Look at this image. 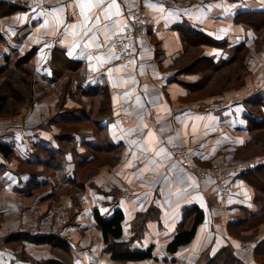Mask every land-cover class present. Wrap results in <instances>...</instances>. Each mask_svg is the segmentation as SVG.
<instances>
[{
	"label": "crops",
	"instance_id": "1",
	"mask_svg": "<svg viewBox=\"0 0 264 264\" xmlns=\"http://www.w3.org/2000/svg\"><path fill=\"white\" fill-rule=\"evenodd\" d=\"M53 1L60 2L55 5L29 2L19 8L16 3L0 0L7 2L6 8L8 3L15 4L14 10L7 11L5 7L0 10V47L6 42L16 49L18 41L32 37L29 42L32 44L25 46L24 51L33 46L37 48L35 73L42 82L59 87L65 85L67 78L72 81L62 92L78 95V99L73 100L75 106L66 110L72 120L64 122L80 127L64 133L49 128L40 132L14 131L0 135V143L9 145L28 164L42 158L43 150L53 151L52 163L56 164L62 183L43 175V178L36 176L37 185L51 180L50 185L57 182L62 187L70 181L73 184L84 181L77 188L83 190L84 183H88L87 196L83 198L90 202V208L83 209L75 223L63 229L69 236L67 242L75 264H169L181 259L188 260L189 264H204L207 256H214L225 246H230L246 264H264L256 260V249L264 251V221L259 227L252 224L257 212L264 208V194H260L254 182L257 177L263 178L264 170L256 165L250 174L230 177L232 188L228 197L221 195L214 179L201 175L208 164L229 160L224 153L227 145L231 149L228 158H236V153L241 158L238 147L246 137L241 141V136L233 135V143L237 145L233 148L229 140L224 139L223 124L240 132L247 130V120L263 121V118L246 110L242 101H212L209 107L198 109L200 103L193 102L189 93L194 82L190 80L189 85H183L180 80L186 83L187 72L177 75V69H170L176 66L172 62L187 55L197 42L201 49L211 48L207 50L210 54L205 51L204 55L210 70L218 71L227 66L233 56L221 49L238 51L244 46L245 40L236 28L240 25L238 17L264 14V0H259L260 4L255 0H176L177 3L170 4L164 0H140L147 14L150 35H144L133 47L132 67L117 57V40L130 25V13L138 5L137 0H116V6H111L109 0L104 11L93 8L88 12L87 27L79 7L80 0ZM54 7L60 11H53ZM104 12L110 18L107 21ZM6 53L3 60L7 61L8 50ZM56 57L58 61L54 64ZM169 61L171 63L167 64ZM3 66L1 63L0 68ZM61 66L68 68H62L67 73L57 77ZM104 99L106 102L100 103ZM65 142H72L70 147L74 153L87 156L85 160L79 157L78 164L90 161L91 167L100 160L99 153L112 157L98 167L96 164L88 178L78 181L74 175L73 152L66 148ZM186 148L191 150L193 159L181 163L179 152ZM7 161L8 158L0 153V187L9 193L24 191L22 174L16 176L15 170L6 167ZM66 165H71L70 171ZM30 178L24 180L25 184ZM195 207L204 213V220L198 225L194 238L177 252L168 251L167 245L188 211ZM95 209H100L103 213L100 214L106 218L117 209L123 211V235L115 239L119 242L130 239L137 216L147 213L143 232L131 243V249L144 250L152 246L153 257L114 261L104 246L93 215ZM85 218L88 224L81 220ZM191 221L192 216L186 222L190 224ZM243 227L241 232L246 240L236 235ZM23 244L24 250L36 260L53 255L48 247L35 252L39 244L31 241H23ZM3 250L0 249V264H31Z\"/></svg>",
	"mask_w": 264,
	"mask_h": 264
},
{
	"label": "rangeland",
	"instance_id": "2",
	"mask_svg": "<svg viewBox=\"0 0 264 264\" xmlns=\"http://www.w3.org/2000/svg\"><path fill=\"white\" fill-rule=\"evenodd\" d=\"M5 1V0H4ZM10 2L16 3L17 5H24L29 2H41L48 4H56L60 1L53 0H8ZM78 2V0H73ZM135 0H132L134 2ZM138 5L130 13V25H128L123 32L120 34V38L117 40V48L119 51L117 57L122 59V50L120 46H127L126 42L131 38L128 35V32H133L137 29L136 22L145 21L148 24L147 14L142 10V4L140 0ZM168 4L169 2L177 3L176 0H164ZM179 1V0H178ZM191 2H198L199 0H190ZM258 4L259 0H255ZM141 4V5H140ZM79 15V14H77ZM238 26L236 28L239 30L241 38L245 41L242 42L244 47L240 50H228L226 51L223 47V53L232 55L231 62L219 69L218 71H213L209 69V63L207 58L204 57L207 53V50L211 49L208 47H198L199 42L195 43L196 45L193 48H189L187 55H183L178 61L172 62L176 66H172L170 69H177L176 74L178 75L181 72H187L186 83L184 80H180L183 85H189L188 82L192 80L194 84L187 90H190L192 101L200 103L198 109H204L209 107V103L214 101L217 103L225 102L227 100L236 102L242 101V105L246 107V110H250L252 113H255L257 117L264 119V14L262 15H244L240 16L237 19ZM149 30V29H148ZM147 30L146 36L150 35V32ZM137 34V30L136 33ZM145 36H141L138 39L131 41L132 46L134 47L136 42ZM32 41V37H27L25 40L18 41V48L12 49L10 46H7V43L1 44L0 47V64L4 63L2 68H8V71L13 70L16 67V62L18 58H24L29 50L24 51L25 46L31 45L29 42ZM209 43L214 44V42L209 41ZM123 44V45H122ZM9 52V59L3 60L4 55ZM219 53H222V51ZM205 51L207 53H205ZM237 51V52H236ZM190 52V54H189ZM212 52H218L212 50ZM126 53V52H125ZM37 51L33 54L31 61L27 64L30 69V75H28L27 82H19L12 74L5 73L0 74V99L3 94H6L5 99V110L0 112V135L6 136L9 132L18 131L24 133L26 131L34 130L33 132H40L41 129L49 128L53 132H69L71 129H78L80 125L72 122L65 123L67 119L68 111L71 106H75L73 100L78 99L75 94H67L64 86L71 83L72 81L67 78L64 81V86L61 85L57 87L54 84H45L42 82L40 76L35 73V68L37 67V61L34 57L36 56ZM210 54V53H209ZM126 57V55H124ZM187 57V58H186ZM57 58V57H56ZM124 58V57H123ZM119 59V60H121ZM1 60L3 62H1ZM6 61V62H5ZM56 59H53V63H57ZM27 62V61H26ZM25 62V63H26ZM39 62V61H38ZM169 61L167 64H170ZM134 65L132 61L131 67ZM0 68V69H2ZM60 72L57 77L63 76L66 71H62V68L59 67ZM68 69V68H67ZM15 72V69L12 71ZM20 74H23L22 70H19ZM258 91V93H256ZM254 92L256 94H254ZM261 97V98H259ZM81 100V97L79 96ZM222 99H225L222 101ZM206 102V104H205ZM41 105H44L43 109ZM233 117V113L230 115ZM56 119V122L54 120ZM65 121V122H64ZM67 124V125H66ZM243 124V123H242ZM246 128L247 130L236 131L231 129L228 124H223L222 133L225 135V141L229 140L230 146L233 148L236 145L233 141L234 136H241V141L246 137V139L238 147L240 150V155H236V158H228V153L231 152L229 146L228 149L224 152L226 158L229 160L224 161L223 163L217 164H208L207 168L211 167H222L225 168L228 165H235L237 163H248L253 161L254 164L264 163V120L253 121L247 120ZM244 126V124H243ZM50 131V132H51ZM88 132L87 130H85ZM225 132V133H224ZM255 138V139H254ZM254 139V140H253ZM253 140L251 143L250 141ZM246 144V145H245ZM72 142H65L67 149H70L73 152V162L75 164L76 171L74 172L75 177H78V181L83 180V178H88L89 172L99 166V163H104L107 158H111L112 155H107L104 153H99V161L93 163L90 167L89 162L85 161L84 164H77L76 161L79 160V157L76 156L73 149L70 147ZM246 147H243V146ZM226 146V145H225ZM224 146V147H225ZM246 148V149H244ZM235 148L234 150H236ZM184 152L182 150L179 152V160L185 163H188L193 157H183L181 154ZM41 157L36 163L28 164L25 161L21 160L16 153H13L8 157L6 162L7 168H12L15 170L16 176L22 174L21 184L24 186V191H16V193H9L5 190H2L0 187V249L3 251H9L11 254H15V258L22 259L33 264L32 260L29 257H32L34 260V255L26 252L24 250L23 241H28L25 239V236L28 233L35 232H46L45 235H54L60 237L61 239L69 240V236L63 231L68 226H71L75 223L76 217L78 214L83 211V209L88 210L90 208L89 203L85 202L84 196H87L88 183H84V189H75L80 187L84 181L71 183L66 186L58 185L59 173L56 169V164L52 163L53 157H48L45 153L41 152ZM254 156V157H249ZM225 160V157H223ZM46 164V165H45ZM246 169H241L242 175ZM67 171H70L71 165H66ZM46 175L57 181L50 185L51 180L48 183L36 184V176ZM236 175L235 177L239 176ZM31 177L28 181V184H25V181L28 177ZM214 179L218 186L220 187V193L224 197L229 196L231 181L230 179L234 178V174L227 173L224 179H218L216 176H209ZM231 177V178H230ZM205 178V177H204ZM230 178V179H229ZM261 177H257L254 181L256 185H259L264 191V182H262ZM25 180V181H24ZM62 182L60 181V184ZM79 184V186H78ZM223 185L224 187H222ZM73 187V189H72ZM224 193L223 191H226ZM261 195L263 193H260ZM259 198V197H258ZM263 199V198H262ZM264 207V205H263ZM101 212L100 209H95ZM94 210V212H95ZM93 213V212H92ZM102 213V212H101ZM103 214V213H102ZM94 215V213H93ZM85 224H88L89 221L87 218L81 219ZM264 221V208L257 212V217L253 221V225L259 227L260 224ZM245 227L241 228L242 231ZM234 231V230H233ZM247 232V230H245ZM96 234V232H92ZM13 236V238H9ZM64 237V238H63ZM6 239V240H5ZM248 239V238H247ZM246 240V238H244ZM61 242V240H56ZM91 241H94V238L91 237ZM76 243V242H75ZM104 243V242H103ZM40 246H36L34 249L35 252L45 251V248H50L49 251L53 254L52 257L47 259H41V261H46L49 259H56L57 261L64 260L66 264L70 263V254L69 251H63V248L60 245L54 246V244L48 241L39 243ZM106 246V243L104 244ZM104 250V251H106ZM262 249H256V260L264 262V251H259ZM108 252V251H107ZM104 252H102L103 254ZM77 255V253L75 252ZM29 256V257H25ZM29 258V259H28ZM40 260V259H38ZM91 264H93L91 262ZM169 264H189L188 260L181 259L174 261Z\"/></svg>",
	"mask_w": 264,
	"mask_h": 264
},
{
	"label": "trees",
	"instance_id": "3",
	"mask_svg": "<svg viewBox=\"0 0 264 264\" xmlns=\"http://www.w3.org/2000/svg\"><path fill=\"white\" fill-rule=\"evenodd\" d=\"M7 2H0V10H4L6 7ZM8 7L6 8L7 11H11L15 9V4L8 3ZM5 7V8H4ZM20 8V6H18ZM194 43L195 39L193 38ZM244 46H241L238 51H240ZM36 47L32 48L31 51H29L24 58H18L16 62V67L13 68L15 69V72H12L13 70L8 71V68H2L0 69V74L5 73L7 76L8 74H12L15 78L19 80V82H27V77L30 75V69L27 66V64L31 61L33 54L36 51ZM27 61V62H26ZM26 62V63H25ZM231 60L229 61V63ZM19 70L23 71V74H20ZM91 89H89L87 92H90ZM6 94H3L0 99V112H3L5 110V97ZM105 95V93H104ZM104 99L100 103L104 104L106 101ZM257 117V116H256ZM67 119L72 120L71 117H68ZM253 120V119H252ZM264 120V119H263ZM253 121H260L257 118H255ZM56 122V119L54 120ZM262 122V121H260ZM57 123V122H56ZM255 139V138H254ZM253 139V140H254ZM251 140L250 143L253 141ZM246 147V146H244ZM246 149V148H244ZM14 150H12L9 145L7 144H2L0 143V153L6 158H8ZM43 153H45L48 157H54V153L52 150H43ZM78 157H81L82 155L76 153ZM236 155H239V153H236ZM42 159H44L42 157ZM87 159L86 155L82 156V160ZM85 161H82L79 164H84ZM90 162V161H89ZM78 164V163H77ZM257 164H254L250 166L246 172H244L242 175L245 174H250ZM257 168H260L264 170V163L258 164ZM93 171H90L89 174H92ZM88 177V175H87ZM86 179V178H85ZM77 187V186H76ZM75 187V189H77ZM259 187V185H258ZM73 189V187H72ZM261 193L264 194V191L260 188ZM257 191V190H256ZM259 191V189H258ZM192 216V221L191 223H187V219ZM94 218L96 221L97 226L100 228L103 241L107 245V251L111 254V258L114 261H137V260H144V259H149L153 257L152 253V246L148 247L144 250H134L131 249V243L141 236L144 228V224L147 219V213L145 214H139L136 218V222L134 223L133 230L134 233L130 237L129 240L127 241H116L115 239L120 238L123 235V221H124V213L122 210L117 209L114 211V214L110 218L103 217L98 210H95L94 212ZM204 220V213L197 207H195L192 211H188L186 217L184 218L182 224L180 225L178 232L176 235L173 237V239L169 242L167 245V250L170 252H177L178 249L190 243L192 239L195 236L196 229L198 225ZM54 235H48L46 236L45 234H33V233H28L25 236V239L28 241H31L33 243L39 244L44 241L52 242L54 246L60 245L61 248H63V251H69L70 254V263L75 264L74 262V256L72 254L70 245L68 244L67 241L64 239H61L60 237H56ZM236 235L239 237H244L241 231H236ZM13 238V236L9 237ZM6 240V239H5ZM56 240H61V242L56 241ZM258 249V248H257ZM29 257V256H25ZM33 264H66L64 260L61 259V261H57L56 259H49L46 261H41V260H36L32 259V257H29ZM28 258V259H29ZM204 264H246L244 261H242L239 257L236 256L234 250L230 246H225L222 247L214 256H207L206 261Z\"/></svg>",
	"mask_w": 264,
	"mask_h": 264
},
{
	"label": "built area",
	"instance_id": "4",
	"mask_svg": "<svg viewBox=\"0 0 264 264\" xmlns=\"http://www.w3.org/2000/svg\"><path fill=\"white\" fill-rule=\"evenodd\" d=\"M136 26H137V34L136 30L133 32H128L129 37H131L127 42L126 45L127 46H120L121 50H122V60L123 62L127 65V66H131L132 64V58L130 56L131 52L133 51V46L131 44V41L134 40L135 38H140L141 36H144L147 34V22L145 21H138L136 22ZM123 45V44H122ZM126 52V53H125ZM126 55V57L124 56ZM124 57V58H123ZM183 157H192V152L189 148L184 149V152L181 154ZM254 165L253 161H249L248 163L244 162V163H237L235 165H228L225 168H218V167H211V168H206L203 169L201 171V175L203 177H209L210 174L211 176H216L218 179H224L227 173H231L234 174V177L236 175H239L241 173V169H246L250 166ZM222 187H224L223 185H221ZM224 193H227L226 191H223Z\"/></svg>",
	"mask_w": 264,
	"mask_h": 264
},
{
	"label": "snow or ice",
	"instance_id": "5",
	"mask_svg": "<svg viewBox=\"0 0 264 264\" xmlns=\"http://www.w3.org/2000/svg\"><path fill=\"white\" fill-rule=\"evenodd\" d=\"M109 0H80L79 7L81 9V13L84 15L85 27H87V21H89L90 16L88 12H90L93 8L99 9L100 11H104L105 7L108 6ZM111 6H116V0H111ZM87 9V12L85 11ZM53 11H60L58 8H53ZM75 15V13H73ZM105 20L110 19L108 17L107 12H104ZM97 21H99V17H96ZM107 28L108 25L105 24ZM88 31H91L89 28ZM71 55V53H69Z\"/></svg>",
	"mask_w": 264,
	"mask_h": 264
}]
</instances>
